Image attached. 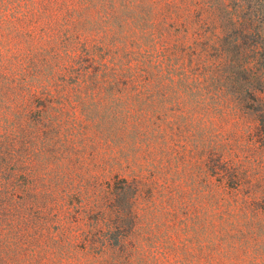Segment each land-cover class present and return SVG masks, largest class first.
<instances>
[{"label": "rangeland", "instance_id": "1", "mask_svg": "<svg viewBox=\"0 0 264 264\" xmlns=\"http://www.w3.org/2000/svg\"><path fill=\"white\" fill-rule=\"evenodd\" d=\"M220 3L0 0V264H264L262 137L213 81ZM126 186L134 233L100 258Z\"/></svg>", "mask_w": 264, "mask_h": 264}, {"label": "trees", "instance_id": "2", "mask_svg": "<svg viewBox=\"0 0 264 264\" xmlns=\"http://www.w3.org/2000/svg\"><path fill=\"white\" fill-rule=\"evenodd\" d=\"M217 9L221 36L217 39V54H214L219 65L212 74L215 90L236 97L240 109L253 114L257 135L262 137L264 145V0H221ZM84 53L86 57L92 56L88 50ZM63 71L72 75L74 87L87 89L94 85L93 81L96 83L88 68L72 72L65 67ZM130 188L126 186L110 192L111 205L107 208L110 222L98 227L99 244H103L98 249L100 258L122 254L125 251L123 244L134 233L137 220L135 191ZM252 232L264 233V225L255 226ZM107 264H115V259H110Z\"/></svg>", "mask_w": 264, "mask_h": 264}]
</instances>
